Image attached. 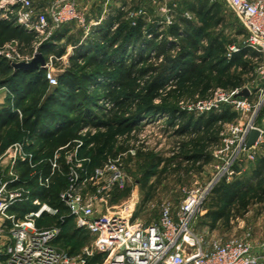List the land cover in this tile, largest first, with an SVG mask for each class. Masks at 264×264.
Listing matches in <instances>:
<instances>
[{"label": "built area", "instance_id": "obj_1", "mask_svg": "<svg viewBox=\"0 0 264 264\" xmlns=\"http://www.w3.org/2000/svg\"><path fill=\"white\" fill-rule=\"evenodd\" d=\"M116 1L102 0L98 17L88 20L80 10L79 0H46L38 5L33 0H0V19L48 39L70 27L81 29L84 37L92 39L94 29L113 17L112 6ZM222 1L244 27L243 47L258 55L261 62L254 70V85L219 89L210 98L188 107V111L198 116L224 108L236 115V120L225 124L220 133V147L212 155L211 181L204 186L195 185L178 207L163 206L155 221L144 224L133 219L137 201L125 213H111L108 206L99 208L111 201L112 191L123 183L116 169L120 156L108 159L104 165L116 169L113 179L104 186L98 183L89 194L85 192L89 175L81 164L84 159L75 158L82 145L80 141H75L77 145L72 151L73 147L68 146L55 150L41 168V160L32 152V140L12 143L0 153V264H264V242L253 246L250 232L242 238L223 241L196 229L198 217L206 214L203 207L213 185L238 178L246 172L247 165L264 157V128L256 125L264 109V0ZM121 10L133 27L144 17ZM164 19L160 24L166 27L172 24V16ZM116 28L117 24L112 31ZM6 47L11 52H5ZM232 50L239 51L234 47ZM0 57L13 68L34 60L23 56L16 42L4 44ZM46 67L48 85L57 86L58 77ZM244 91L246 96L241 95ZM253 129L260 134L247 148ZM103 168L95 171L98 182ZM58 177L63 181L53 204L37 197L41 191H50L53 179ZM50 218L54 223L38 227L39 221ZM69 219L74 222V230L90 240L78 255L57 245ZM97 258L99 263L94 262Z\"/></svg>", "mask_w": 264, "mask_h": 264}, {"label": "trees", "instance_id": "obj_2", "mask_svg": "<svg viewBox=\"0 0 264 264\" xmlns=\"http://www.w3.org/2000/svg\"><path fill=\"white\" fill-rule=\"evenodd\" d=\"M190 13L197 22L210 24L218 18V5L197 1ZM124 17V11H118L115 17L104 21L94 33L92 43L75 49L68 59L70 68L58 77L57 86L48 85L43 69L16 70L0 57V87H8L15 108L20 107L32 93L45 92L49 87L52 88L44 105L37 110H31L23 120L29 126L32 138L42 140V150L47 151V155L51 156L61 147L68 146L71 149L73 141L80 138L78 134L81 131L93 128L96 132L90 143L92 157L97 154L101 158L107 155L114 160L119 153L127 152V148L122 145L118 148L119 153L113 150L118 137L130 134L139 119L146 120L151 114L167 113L169 124L176 128L175 133L186 137V141L179 145L181 158L178 165L184 161L202 169L210 163L211 158L207 151L218 140L219 126L231 121L234 114L224 108L221 112H212L195 119L192 115L187 116L186 112L151 105L149 102L162 98L164 83L167 81L178 86L171 85L164 93L166 97L180 91L178 74L183 75L182 83L193 82L198 75V69L207 62L212 63L210 75L201 77L198 82L204 92L211 90L212 85L223 90L243 87L245 83L239 77L218 74L216 70L222 65L230 67L241 62L246 69L250 64L246 55L250 51L242 47L230 59H226L224 45L217 39H209L194 24L193 19L173 18L170 26L160 30L159 26H150L140 20L133 27ZM115 24L117 28L112 31ZM63 34L65 32L56 34L52 38L53 42L62 41ZM35 37V34L27 33L11 21L0 19V48L6 43L16 42L19 52L24 55L30 52ZM199 39L207 40V45L201 46ZM64 50L62 47L54 52L49 47L40 52L45 55L54 52V58L57 59L65 54ZM199 52L204 55L199 56ZM80 61L84 64H79ZM72 70L80 72V75ZM112 72H117V76L110 83ZM84 83L101 91L95 98V101L101 99L104 103L98 108L101 117L92 113L89 107L78 103L77 94ZM60 106H65L69 113H75V118L56 114L55 110ZM27 111L22 110L24 114ZM14 121L11 108L0 107V153L7 147L3 144L1 133ZM107 160L102 161L100 166L103 167ZM160 163L161 159H154L151 167ZM255 163L249 176L250 180L255 179L262 186L259 191L247 192L246 183L236 181L231 184L221 182L211 192L212 203L205 217L211 220L212 228L219 222L229 224L232 220L242 218L250 206L264 202V157ZM55 180L56 178L53 179L54 182ZM52 189L37 193V197L52 203L57 195L52 193ZM126 193L125 190H118L115 200ZM74 232L81 237L75 230Z\"/></svg>", "mask_w": 264, "mask_h": 264}, {"label": "rangeland", "instance_id": "obj_3", "mask_svg": "<svg viewBox=\"0 0 264 264\" xmlns=\"http://www.w3.org/2000/svg\"><path fill=\"white\" fill-rule=\"evenodd\" d=\"M33 1L35 5H38V3L44 4L46 0ZM197 1H207L208 5H212L213 3L217 4L219 11L217 20L220 19V21L218 22L215 19L214 22L210 24L197 22L193 17V14L190 13V9L193 5H196ZM121 9L128 12L131 11V13H138L139 16L144 15L143 19H140V21L150 26H159L160 30L167 28L160 24V22H163V19L167 16H172L173 18L184 17L188 20L193 19L194 24L200 27L209 39H217L224 45L226 49V59H230L234 54L232 50L233 47L240 49L244 46V27L241 21L232 13V11H230L222 0H117L112 6L114 12L112 14L113 17H115ZM140 11H142L141 14H139ZM127 21L131 23L129 19H127ZM100 27L95 28V32ZM64 32L63 40L58 43L53 42L52 39L45 38V36H36L30 52L23 56L35 59L38 54H41L44 60V66L41 67L38 65V69H43L45 74L47 71L46 66H48L51 73L54 76L59 77L63 74L64 70L70 68L68 59L72 56L75 49L92 43L91 38L84 37L83 31L79 28L70 27L61 31V33ZM199 44L204 47L207 45V40L199 39ZM49 47L50 50L54 52L63 47L65 49V54L62 57L55 59L54 52L47 55L40 52L43 48ZM5 52L9 53L11 51L6 47ZM198 55L203 56L204 53L199 52ZM246 60L250 63L246 69L243 68L242 65L244 64H241L243 63L241 62L230 67L226 65L219 66L216 73L234 75L242 79L246 86H252L254 85L252 84L254 70L261 62V58L258 55L249 52L246 55ZM6 63H8V61H6ZM79 64L83 65L84 63L80 61ZM211 70L212 63L207 62L203 64L198 69L196 79L193 82L189 81L187 84L181 82L183 75L178 74L177 78L179 80V87H181L180 91H176L170 97H166L164 93L172 87L171 85L178 86L175 83L167 81L164 83L165 90L162 92V98L149 103H151V105L165 107L166 109L172 108L186 112L187 116L192 115L196 119L199 116L188 111V107L194 105L199 100L210 98L215 91L219 89L223 90L212 85L211 90L204 92L198 85L200 78L209 77ZM72 71L77 75H80V72L75 70ZM86 72H88V70H86ZM116 76L117 72H112L113 78H110L109 82H113ZM51 91L52 88L49 87L45 92L32 93L27 99H25L20 107L15 108L13 105V97L10 95L8 87H0V107L9 106L11 112L15 116V121L1 133L3 144L8 147L15 142L32 140V143H34L32 146V152L37 153L39 161L41 160L39 162V168L45 165L46 159H48L50 155H47V151L42 150V140L40 138L34 141L29 133V126L24 124L23 120L30 114L31 110H37L44 105L48 94H50ZM100 93L101 91L96 90L93 85L84 83L82 84L81 91L77 94L79 95L77 101L83 106L89 107L92 113L101 117L98 108L102 107L104 103L101 99L95 101L96 95L98 96ZM107 106L108 105H105L106 108H108ZM23 109L28 110L26 114L22 112ZM55 113L58 115H66L71 119L75 118V113H69L65 106L56 108ZM148 117L149 118L146 120L139 119L135 122L134 128L130 134L123 135L115 140L116 142L113 146L114 151L119 153L118 148L121 145L127 148L126 153L118 154L120 160L116 167L123 183L112 191L111 201H109L107 205L100 204L99 207L102 210L105 206H108L109 212L111 213H125V209L137 201L133 206V219H137L144 224H149L152 221H155L163 206L170 205L174 208L178 207L180 202L184 199L187 191L192 189L195 185L204 186L211 181L214 175V158L212 155L220 147V133L225 124L227 125V123L236 120V115L234 114L231 121L219 126V130L217 129L218 140L211 144L207 151L211 158L210 163L200 169L198 165H189L184 161L181 162L180 166L178 165L181 158L179 156V145L186 141V137H181L175 133L176 128L169 124V116H167V113L159 115L151 114ZM256 125L264 128V109L260 113ZM95 132L96 130L93 128L83 130L78 134L80 138L75 140L82 143L75 158L80 161L84 159V162H81V164L89 175V180L85 187V192L89 194L92 193L96 186H98V183H100L101 186L107 185L109 181L113 179L114 171L116 170L100 166L102 161L107 160V155L102 158L98 154L92 157V145L90 143ZM88 134H90V136H88ZM213 136L214 134H212V137ZM75 141L71 151L75 148V145H77ZM7 147H5V149ZM75 158L73 157V162ZM158 158L161 159V163L151 167L153 160ZM108 159L111 160V158ZM255 164L256 163L247 165L246 172L238 178L222 182H225V184H231L236 181H241L246 183L247 192L251 193L259 191L262 186H260L255 179L250 180L249 176ZM101 168L104 169V172L101 180L98 182L95 180L94 175L95 171L98 169L101 170ZM62 181V177H58L55 180L52 187V193L57 194L60 191ZM220 183L214 184L213 189ZM118 190H125L127 193L121 196L118 200H115V195ZM211 192L206 196L203 207V210L206 211V213L209 211L212 203L213 196L210 195ZM205 215L206 214L199 216L196 221V229L200 234H207L209 237L224 241L230 238H242L247 232H250L252 237L251 244L253 246L256 247L259 243L264 242V204L250 206L249 212L242 218L238 219V221L232 220L229 224H222L219 222L214 228L210 226L211 220L206 218ZM52 223H54V219L52 218L43 222L39 221L38 227H46ZM89 243L90 240L88 238L76 236L74 232V222L71 219H69L68 224H66L61 231L59 239L57 240V245L61 249L70 252L72 255H78L83 248L89 245ZM94 262L99 263L100 261L97 258Z\"/></svg>", "mask_w": 264, "mask_h": 264}, {"label": "water", "instance_id": "obj_4", "mask_svg": "<svg viewBox=\"0 0 264 264\" xmlns=\"http://www.w3.org/2000/svg\"><path fill=\"white\" fill-rule=\"evenodd\" d=\"M38 65H40L41 67L44 66V60L41 54H38L37 57L30 64H19V65L14 66V69L32 71V70H37ZM241 95L246 96L247 92L244 91ZM259 134L260 133L257 129H253L249 132L248 141L246 144L247 148L251 147L256 142Z\"/></svg>", "mask_w": 264, "mask_h": 264}, {"label": "crops", "instance_id": "obj_5", "mask_svg": "<svg viewBox=\"0 0 264 264\" xmlns=\"http://www.w3.org/2000/svg\"><path fill=\"white\" fill-rule=\"evenodd\" d=\"M101 2L102 0H79V7L80 10L85 14L86 18L88 20H92L98 17L100 13ZM261 204H264V202ZM236 221H238V219H236Z\"/></svg>", "mask_w": 264, "mask_h": 264}]
</instances>
